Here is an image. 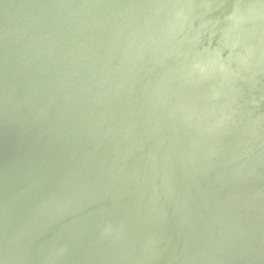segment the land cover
I'll return each instance as SVG.
<instances>
[{
	"label": "water",
	"instance_id": "water-1",
	"mask_svg": "<svg viewBox=\"0 0 264 264\" xmlns=\"http://www.w3.org/2000/svg\"><path fill=\"white\" fill-rule=\"evenodd\" d=\"M0 264H264V0H0Z\"/></svg>",
	"mask_w": 264,
	"mask_h": 264
}]
</instances>
